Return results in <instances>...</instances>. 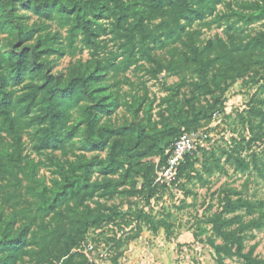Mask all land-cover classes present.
<instances>
[{"label": "trees", "instance_id": "trees-1", "mask_svg": "<svg viewBox=\"0 0 264 264\" xmlns=\"http://www.w3.org/2000/svg\"><path fill=\"white\" fill-rule=\"evenodd\" d=\"M226 1L29 0L19 3L20 6L34 12L43 22L42 26L28 29L15 13L20 1L0 0V19L5 23L10 21L7 26L17 31L20 43L33 40L34 35L40 33L37 42L29 48L15 50L9 56L0 49V154L18 164L26 163L27 178L38 191L37 218L41 220L40 229L32 235L30 242L21 235L13 238L10 227L4 230L3 238L0 237V264H17L21 250L31 244L46 249V236L41 239L47 230L45 219L69 200L93 196L101 191L104 196L117 194L109 179L111 175L120 173L123 185L132 182L130 191L146 196L148 200L162 196L170 189L166 182H157L158 169L168 162L176 140L184 134L202 131L211 122L212 115L218 113L216 106H211L214 108L211 114H205L198 112L191 103L190 110L175 105L172 113L175 118L163 115L158 123L149 119L146 123L113 127L105 120L122 107L121 97L104 86L102 78L108 69L115 67L114 60L118 57H125L126 67H130L150 58L154 50L183 42L190 61L185 69L197 81V86L212 89L211 94L221 90L222 84L231 77L227 69L236 66L239 53L260 51L264 62V0L245 3L250 14H238L246 24L263 22V30L249 36L245 42L236 43L231 34H228L227 41L217 37L205 43L193 36L192 29L197 24H205L210 17L221 19L218 7L229 5ZM52 24L58 28L54 33ZM108 29L114 35L113 41L121 42V53L113 59L95 58L100 45L98 37ZM187 34L191 36L190 41H183ZM85 50H90L94 57L80 70L67 78L52 74L50 57H76ZM218 65L222 68L215 72ZM28 129L32 150L50 161L56 160L51 156L54 152L67 153L78 136H82L80 142L86 151L107 153V156L105 159L66 163L57 160L56 178L51 186H47L45 180L37 178V165L29 160L28 155L24 156L26 146L22 133ZM3 134L12 138L11 152L1 150ZM197 143V148L179 165L172 185L190 179L198 172L199 164L204 168L211 166L205 158L206 149ZM169 149H172L171 153H167ZM199 153L203 154L204 160L199 158ZM155 158H159L158 163L154 162ZM259 163L255 158L253 167L264 175V168L261 170ZM237 165L241 171L250 170L241 160H237ZM96 174L104 177L102 182H93ZM139 184L141 186L137 189ZM224 202L223 212L215 214L211 223L214 233L231 245V249L224 248L226 254L234 256L243 249L241 234L251 227L264 228V201H233L227 194ZM237 211H245L251 216L257 214L258 217L242 224L239 229H232V220L223 216ZM77 213L72 219L78 226L68 234L72 243L61 254L47 249V256L39 264H54L52 258L60 264H93L80 245L88 250L92 245L88 240L92 233L102 230L101 234H104L106 226L128 224L130 216L117 210L95 216ZM145 220L151 221L148 216ZM91 241L96 244L98 237ZM73 249L76 251L72 252Z\"/></svg>", "mask_w": 264, "mask_h": 264}, {"label": "rangeland", "instance_id": "rangeland-1", "mask_svg": "<svg viewBox=\"0 0 264 264\" xmlns=\"http://www.w3.org/2000/svg\"><path fill=\"white\" fill-rule=\"evenodd\" d=\"M19 1L15 13L22 18L20 23L28 29L42 26V19L19 4L29 0ZM254 1L227 0L229 5L221 4L218 7L221 19L210 17L205 24H197L192 29L193 36L200 43H205L217 37L227 41L228 34H231L236 43L245 42L249 36L263 30V22L246 24L238 15L250 14L251 11L244 4ZM7 22L0 19V49L4 55L9 56L11 52L29 48L37 42L40 33H36L33 40L20 43L17 31L8 27ZM57 29L52 24V33ZM190 38L187 34L183 41H190ZM113 39L114 35L109 29L100 33L95 58L113 59L119 56L121 42H114ZM93 57L90 50L76 57H50L52 74L70 77ZM188 57L185 44L179 42L165 49L154 50L150 58L130 67H126L125 57L116 58L115 67L108 69L102 80L104 86L119 94L122 107L105 121L113 127L128 126L134 122L146 123L149 119L158 123L163 115L175 118L172 114L175 105L190 110L191 103L198 112L205 114H211V110H214L211 106H216L218 113L212 115L211 122L202 128L203 132L200 131L206 138L197 143V146L206 149L205 158L211 166L204 168L199 164L197 173L177 185H172L174 180L163 181L170 185V189L151 200L139 193L133 194L130 191L133 183L128 181L123 185L120 173L109 176L117 194L104 196L101 191L93 196L69 200L64 207L45 219L47 230L41 239L46 236V249L38 244L28 245L21 250L17 264H39L48 252L61 254L72 243L68 240V234L78 226L72 219L75 212H78L77 215L81 213V216H95L99 213L109 214L112 210L129 213V223L106 226L104 234H101L102 230L92 233L88 240L92 242L93 250L80 245L82 251H87L93 264H264V228L251 227L246 230L241 234L243 249L229 256L224 248L231 249V245L224 243L214 233L211 223L215 214L223 212L227 194L233 201H264V175L253 167L255 158H258L260 169L264 168L263 54L260 51L239 53L236 66L227 69L231 77L214 94H211L210 88L198 87L197 81L186 72V66L190 65ZM221 68L216 66L215 72ZM28 133L29 129L22 133L26 146L24 156L28 155L29 160L37 165V178L45 180L47 186H51L56 178L57 160L66 163L105 159L107 156V153L86 151L80 142L82 136H78L67 153L54 152L51 156L56 160L50 161L32 150ZM3 138L1 150L11 152L12 138L7 134H3ZM171 150L167 153H171ZM199 154V158L204 160L203 154ZM237 160L243 161L250 170H239ZM155 161L158 163L159 158H155ZM25 164H18L7 155L0 154V237L3 238L4 230L10 227L13 238L21 235L30 242L32 235L40 229L41 220L37 218L38 191L27 178ZM166 166L167 163L158 169V176ZM103 179V176L96 174L93 182H102ZM146 216L150 222L145 220ZM223 217L232 220V229H239L258 215L237 211ZM97 237L95 244L91 240ZM52 260L54 264H60L56 258Z\"/></svg>", "mask_w": 264, "mask_h": 264}, {"label": "built area", "instance_id": "built-area-1", "mask_svg": "<svg viewBox=\"0 0 264 264\" xmlns=\"http://www.w3.org/2000/svg\"><path fill=\"white\" fill-rule=\"evenodd\" d=\"M204 138H206V136H204L200 131L182 135L175 143L172 154L167 162V166L158 177L157 182L175 180L177 170L181 162L184 161L188 154L195 150L196 143ZM93 248L94 247H92V245L89 246L90 250H93Z\"/></svg>", "mask_w": 264, "mask_h": 264}]
</instances>
